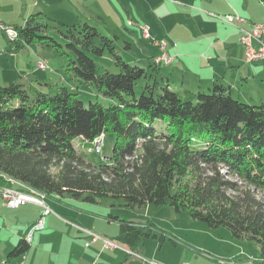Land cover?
<instances>
[{
  "label": "trees",
  "instance_id": "obj_1",
  "mask_svg": "<svg viewBox=\"0 0 264 264\" xmlns=\"http://www.w3.org/2000/svg\"><path fill=\"white\" fill-rule=\"evenodd\" d=\"M15 28L19 39L8 41L13 53L33 42L59 50L50 33L61 34L75 55L61 51L69 59L66 73L110 104L86 107L66 86L53 94L22 83L0 86V186L17 184L20 191L58 200L69 194L93 203L120 200L130 208L169 206L255 242L264 257V103L234 99L220 83L210 93L185 90L181 96L159 85V73L149 76L125 61L114 40L88 23L64 24L37 12ZM106 53L118 73L98 74L96 58ZM143 79L154 83L137 96ZM108 133L116 137L112 155L96 163L91 146ZM112 219L120 222L117 240L125 246L137 248L156 236L148 227ZM29 249L22 238L8 260Z\"/></svg>",
  "mask_w": 264,
  "mask_h": 264
},
{
  "label": "rangeland",
  "instance_id": "obj_2",
  "mask_svg": "<svg viewBox=\"0 0 264 264\" xmlns=\"http://www.w3.org/2000/svg\"><path fill=\"white\" fill-rule=\"evenodd\" d=\"M1 1L3 2V10L0 5L1 13H7L11 19V21H5L0 15L2 22L8 27L23 25V18L19 21L16 19L21 9L18 2L24 3V0ZM123 1L97 0L95 5L101 12L98 17L92 16L93 22L84 21L91 15L89 11L93 6L91 1L86 4L83 3L80 7L77 6V9L82 10V13L86 15V17L82 16L84 19L81 23H88L97 28L102 35L114 40L118 55L127 61L133 60L134 56L138 58L139 55L133 50H127V44H133L131 41L133 36L128 30L135 24L128 22L129 10L125 9L124 6L122 7ZM74 2L75 0L72 1V3ZM75 3V5L78 4ZM131 8V10L135 8V3ZM39 10L40 7H35L34 4V7L24 14L25 18H29ZM87 11L89 12L86 13ZM138 11L147 13V19L151 17L148 3H140ZM165 12L166 9L164 8L157 9V14L163 17H165ZM174 12L176 11L174 10ZM168 19H171L173 23L168 27L173 28L170 34L177 38L175 41L177 45H181L178 49L181 56L179 60L185 61L186 67L177 60L175 65L181 68L176 73L172 72V75L169 74V70L173 62L168 65L169 67L159 65L160 69L157 72L151 68L154 59L152 61L147 59L146 62L148 63L129 64L146 69L149 76L151 74L156 76L159 73L158 75L161 77L164 74L171 81L161 82L159 79V85L165 87L169 85L172 91L179 92L181 96H184L185 90L195 93H210L213 85L209 88L200 89L196 81H190V24L188 25L185 20H182L177 12L169 16ZM56 21L58 20L56 19ZM114 28L119 30L113 31ZM165 28H167L166 22ZM143 29L148 31L147 27ZM147 31L145 33H148V38L144 32L143 36L150 39L149 31ZM50 37L54 38L62 48L57 50L33 42L13 53L7 37L0 29V86L22 83L26 88L31 89L30 91L36 90L52 94L57 92L58 87L66 86L71 91L78 93V99L86 107L89 106L90 102L96 101L108 106L110 102L98 94L92 85L74 79L66 73L69 59L62 56L61 51L70 58H74L75 55L68 49L67 42L57 31L51 30ZM136 40L138 42L139 39ZM137 42L135 43L136 46ZM155 42L157 41L155 40ZM142 43L140 40L139 48ZM162 43L165 42L162 41ZM155 45L158 46L157 43ZM159 48L161 49V47ZM162 51L170 56L167 53V43ZM39 62H44L48 69L40 70L38 68ZM96 62L99 75L105 70L111 73L119 72L114 64V59L107 53L103 57L96 58ZM151 81L144 79L139 81L135 88L136 95L140 96L147 85H152L154 80ZM46 83H50L51 86L46 85ZM159 90L161 91V87ZM231 96L240 100L235 94ZM245 103L255 104L252 102ZM257 104H262V102L255 105ZM115 139L113 133L106 134L99 151H95V144H92L89 152L91 160L96 163H107L112 155ZM75 143L78 146L81 144V140L77 139ZM8 185L2 186V189L16 191L18 190L16 188H19L17 184ZM43 201V205L46 204L50 210L46 215L42 205L31 204L21 206L20 209H11L0 196V264H87L91 258L93 260L94 256H97L101 247L104 251L106 249L104 255H112L109 252L112 250L105 247V240L112 241L119 246V248L114 249L116 251L113 253L123 254L121 264H150V262L159 264H264L260 247L255 242L234 239L229 229L224 227L212 229L206 223L193 219L187 212L178 213L169 206L159 208L154 205H147L141 208H130L123 206L120 200L108 198L93 203L85 200L84 197L74 199L69 194H65L61 200L48 197ZM111 217H117L119 220L130 222L138 227H148L156 236L147 238L137 248L125 246L117 240L121 231L120 222L111 220ZM41 219L42 226H34ZM26 237L30 243L28 252L24 256L12 257L8 260L9 254L19 244L21 238ZM94 239L96 240L94 241ZM96 241L102 242L103 246L101 243L92 244Z\"/></svg>",
  "mask_w": 264,
  "mask_h": 264
},
{
  "label": "crops",
  "instance_id": "obj_3",
  "mask_svg": "<svg viewBox=\"0 0 264 264\" xmlns=\"http://www.w3.org/2000/svg\"><path fill=\"white\" fill-rule=\"evenodd\" d=\"M72 1L24 0V3L19 1L21 9L16 21L23 18V25H25L28 18H25L24 14L27 10L33 8L34 4L35 7H40L38 12L45 13L51 18L53 17L52 19H57L65 24L82 22L83 17H86V15L82 13V10H78L77 6L80 7L88 1H91L93 6L89 10L91 15L84 19V21L93 22L92 16H100L101 11L99 12V8L95 5L97 0H75L78 3L77 5H75V2V4L72 3ZM0 2L2 7L3 2L1 0ZM123 2L122 7L124 6L126 7L125 9L129 10L128 22L135 24L134 27L130 26L131 29L128 30L131 36H133L131 40L133 44L130 43L127 50H133L139 55L138 58L134 56L133 60H127L128 63H148L146 62L147 59H151L152 61L162 53L154 41H164L165 44L167 43V53L174 58L173 63L170 65L169 74L180 70L181 67L175 64L178 62L179 57H181L178 51L181 45H177L175 42L177 38L170 34L173 28H168L169 25H173L171 19H168V17L177 12L182 17V20H185L188 25L190 24V81H196L200 89L203 87L209 88L215 83H220L228 89L230 95L235 94L242 101L255 104L259 102L264 103V61L247 62L245 49L240 43L239 29L225 24L215 17V15H240L248 21V23L241 25L244 28H249L251 24L264 23V0H124ZM142 2L149 5L151 16L149 19H147V13L138 11ZM134 3L135 8L131 10ZM85 8H88V6H85ZM161 8L166 9L165 17L157 14V9ZM3 13L0 11L1 18L5 21H11L10 15ZM165 22L168 29L165 28ZM144 27L148 28L150 39L143 36ZM118 30L114 28L113 31ZM136 39H139L138 42ZM140 40L143 43L139 48L138 44H140ZM136 42L138 43L137 46ZM180 62L186 67L185 61ZM161 78L163 82L171 81L164 74L161 75ZM9 184L13 185L12 183ZM29 205L31 204L25 206ZM39 221H42V219ZM38 223L36 222L34 226L37 227ZM26 240L28 241V237H26ZM98 243H101L103 246V243L100 241L93 242L92 244L96 245ZM102 249L103 247H101L97 256H94L93 260L91 258L87 264L122 263V253L114 254L113 252L116 250H112L109 251L112 255L108 256L107 254L104 255L106 249L105 251Z\"/></svg>",
  "mask_w": 264,
  "mask_h": 264
},
{
  "label": "built area",
  "instance_id": "obj_4",
  "mask_svg": "<svg viewBox=\"0 0 264 264\" xmlns=\"http://www.w3.org/2000/svg\"><path fill=\"white\" fill-rule=\"evenodd\" d=\"M220 21L225 24L235 26L239 29L240 33V43L245 49L246 61L254 62V61H264V23L259 24H251L249 28H244L241 25L248 23V21L240 15L237 14H229L225 16H216ZM0 29L7 37L8 41L15 42L19 39V33L15 27L6 26L1 18H0ZM147 30L143 29L145 33ZM148 32V31H147ZM143 33V34H144ZM145 36L148 38V33H145ZM159 47L163 50L165 48V43L155 42ZM164 44V45H163ZM161 50V54L154 59V63L156 65H170L174 58L167 56ZM38 67L42 70L48 69L44 62H39ZM105 135L102 134L100 137L95 139L93 144H95V148L97 151L100 150L101 144L103 143ZM0 196L3 198L5 204L13 209H17L21 206H25L27 204H36L42 205L45 208L44 214H48L50 212L49 207L44 204L43 199H46L45 195L37 194L35 192H26L20 190H12V189H2L0 186ZM43 224L42 221L39 222L37 227H41ZM96 239H94L95 241ZM105 247L110 250H114L119 248V246L112 242L105 240ZM150 264H159L156 262H150Z\"/></svg>",
  "mask_w": 264,
  "mask_h": 264
},
{
  "label": "bare ground",
  "instance_id": "obj_5",
  "mask_svg": "<svg viewBox=\"0 0 264 264\" xmlns=\"http://www.w3.org/2000/svg\"><path fill=\"white\" fill-rule=\"evenodd\" d=\"M95 151H97V149Z\"/></svg>",
  "mask_w": 264,
  "mask_h": 264
}]
</instances>
